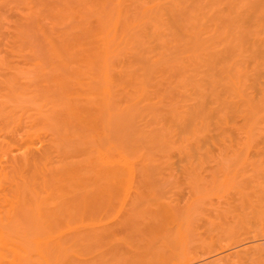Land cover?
I'll list each match as a JSON object with an SVG mask.
<instances>
[{
	"label": "bare ground",
	"instance_id": "bare-ground-1",
	"mask_svg": "<svg viewBox=\"0 0 264 264\" xmlns=\"http://www.w3.org/2000/svg\"><path fill=\"white\" fill-rule=\"evenodd\" d=\"M177 151L191 154L190 162L200 152H217L220 161L264 153V0H0V264H27L26 250L46 245L43 234L57 229L71 231L66 244L96 233L94 224L77 226V218L106 212L102 201L130 194L134 183L152 185ZM142 187L133 190L139 201ZM237 195L228 204L246 207L249 197ZM191 197L159 210L161 244L152 236L158 239L142 250L132 216L134 228L123 219L97 233L136 228L132 240L140 237L144 254L150 247L162 253L176 238L203 246L181 264H264V236L244 234L217 248L208 216L199 231L206 197ZM258 197L248 199L251 214L264 210ZM65 241L51 243L60 251ZM119 252L112 257L118 264L125 257ZM84 254L80 259L97 257ZM53 255L44 264L72 260ZM94 255L81 261L104 259Z\"/></svg>",
	"mask_w": 264,
	"mask_h": 264
},
{
	"label": "rangeland",
	"instance_id": "rangeland-1",
	"mask_svg": "<svg viewBox=\"0 0 264 264\" xmlns=\"http://www.w3.org/2000/svg\"><path fill=\"white\" fill-rule=\"evenodd\" d=\"M201 154H199V153H195V154H193L192 153V155L194 156V158L192 157L191 159V162L190 161H188L189 160V156L191 155H189L188 156V154H186V152H182V151H177V152H173L172 154H171V158L169 159V161H168V163L166 164V165H168V168H167V166H163V169L161 168V170L159 171L160 172V174L162 175V177H157L156 179L158 180V182L156 183V181L157 180H155V182H153V184L151 185V183H150V186H145V187H142V185H140L141 187H142V190H143V188H144V190H145V188L147 187V190H145V191H147V193L143 190V193H145L144 195V197H143V200L142 201H139L137 198V200L135 199V191H133V190H136V189H138V190H140L141 188H140V186H139V184L137 185V183H134L133 185H132V191L130 192V194H127L126 196H119L118 197V199H116L115 198V200L113 199V202H111L110 200H103L102 202L105 204V206L104 207H106V203L109 205V206H111L110 208H109V206L108 207H106V212H103V211H99L98 212V214H97V216L96 215H93V216H91V217H93V218H90V216H88V217H85V218H77V220H78V222H77V220H76V222L78 223V225L77 226H79V223H80V226L84 223V224H88V225H91V224H94V226H92V228H94L93 230L94 231H96V233H97V230H99V229H105V228H108L109 229V227H110V225L112 224L113 225V227H114V225L117 223H120V221L119 220H123L120 224L122 225L123 223H125L124 221H126V222H128L129 220V218L130 219H132L131 221L134 223H136V226H137V224H139L140 226L142 225V230H145V229H143L144 227H143V225L146 227V231H141V227L139 228V227H136V228H138L139 230L137 231L138 233H136V228L134 229L135 230V233H136V236L140 233V232H142V233H144V234H139L141 237H146L145 236V234L146 235H148V239L146 238V239H141L140 237V240L142 241L141 243H143L144 245H142V244H140V241H139V238H135V240L134 241H136L137 239H138V242H134L132 239H134V235H135V233H134V230L132 229V228H134V226H133V224H132V222H128V224L129 223H131L132 225H130L131 227H130V229L128 230V229H124V227L122 228V231L121 230H119V231H121V232H114L115 234H113V232L111 233V232H109V231H113L116 227H117V225H116V227L115 228H113V229H110L108 232H109V234H107V233H105V234H103V235H101L102 233H104V232H106L105 230L101 233L100 231H102V230H100L99 232L101 233H99L100 234V237H101V239H99V236H96L95 234V232H92V233H87L88 235H83V234H81V235H83L82 237H80L81 235H78L79 237H77V238H75V239H77V240H75V239H73V241L75 240V241H77V244H75V242H73L72 241V243L70 242L71 240L69 239V235H70V233L69 232H71V231H69L68 232V235L66 234V230L64 231L63 230V228H61L62 230H60V229H57V232H56V230H54V231H52L53 233H50V234H43V237H42V235H41V237L44 239V241L46 240V245H44L45 244V242H44V244H42L41 246H32V248L30 247L29 249H27L26 251L30 254H28V263L27 264H39V263H41V264H44V263H46V262H43V261H46V260H44V258L46 259V257H49L48 255H52V252H53V256L55 257V258H57L56 260H61V261H64V258L62 257V256H64V257H69L70 259H72V260H74L75 262L73 263V261L71 262L70 261V263H68V264H71V263H73V264H79V261H81V259H80V255H82L81 257H83V256H85V254L84 253H92V252H95V254L97 255V257H95V255L94 254H92V256L90 255V254H87V256L89 255V257H90V259H94L93 258V255H94V257H95V259L97 258L98 259V257H103L104 256V259H101L100 261H98V263L99 264H118V261H113V259H115V258H112V257H114V256H116L117 257V254L116 253H118V251H120L121 253H123L124 255H125V257L124 258H122L123 256H121V259L122 260H124V261H122L120 258V264H125L126 262V264H130L132 261H131V259H133V261L134 260H136V263H137V260L139 261L137 264H146V262H147V260L149 261L150 259H153L154 257H155V260L153 259L151 262H150V264H163V262H164V264H181V262L183 263V261L185 262L186 260H189V259H191L193 256H198V255H200L201 254V250H199L200 249V247H203V246H200L199 245V247H198V244H191V245H187V244H189V242L188 243H181V242H179L180 240L179 239H177L176 238V241H175V243H173V244H171V246H170V248H168L169 246H167V248L165 249V250H163V251H161L162 253H159L158 251L160 250V248H159V250L157 249V251L156 252H154V253H152L151 251H154V249L153 250H151L150 248H148V250L150 249L151 251V253L152 254H154V257H153V255L151 256V257H153V258H150L149 259V257H147V256H150L151 254H150V252H148V250H147V252L145 251V254L140 250H138L139 248L140 249H142V250H145V248L144 247H146L147 248V246H149V241H151V242H153L152 240H154V239H158L159 238V240L160 241H154V242H156V243H158V242H160V244H161V238L159 237V235H160V230L159 231H157V230H155V228H159V225L160 224H163L162 222H161V219L160 218H162V217H157V215H163V212H160L159 210H166V209H170L169 207H170V205H174V204H178V202H179V200H183V202L182 203H184L185 202V200H186V198H187V200L189 199V197H193L194 196V194H200L201 195V198H203V197H208L207 199L209 200H211V201H213L212 203L211 202H209V201H207V199L205 198H203L204 200H206V206L205 207H207V210L209 211V213L211 214L212 213V215H211V218H210V214L208 213L207 215H206V213H203V215L205 214V216L206 217H202V219L203 218H207V216H208V218L210 219H207L209 222L206 224V226H207V228H209V226H210V221H211V228L213 227V228H215L216 226V230H215V232H217L219 235H215V232L214 233H212V230L210 231L212 234H214L213 235V237H217L216 239H218V241L217 242H215L214 241V244H216L215 246L217 247V248H219V247H221V246H226V245H230V244H233L232 242H233V239H234V242L237 240V237L239 238H243V237H245V236H247L248 234L249 235H256L257 237L258 236H260L261 238H262V236H264V214H263V212H264V210H263V212L262 213H260V211L259 212H257L258 210H261V209H258V210H254V213L255 212H257V214L255 213V214H251V212H253L251 209L249 210L250 211V213H249V211H247L249 208H250V206L248 205V204H250L252 201V199L255 197V200H256V197H258V199H260L261 200V198L260 197H262V200L261 201H263L264 202V153H254V155H253V153H248V152H242V153H238L237 155L236 154H234L236 157L235 158H232V159H225V160H223V161H220L221 159H219L218 160V158H216L217 156H219L218 155V153H217V156L215 155L216 153H214V152H208V153H206V152H200ZM214 153V154H213ZM198 154V155H197ZM202 157H200V156ZM210 155V156H209ZM214 155V156H213ZM228 155H232V154H228ZM248 155V156H247ZM261 155H263V156H261ZM185 156V157H184ZM207 156V157H206ZM213 156V157H212ZM256 156V157H255ZM261 156V157H260ZM196 157V158H195ZM208 157H209V159H208ZM176 158V159H175ZM186 158V159H185ZM211 158V159H210ZM212 158H214V159H212ZM250 158V159H249ZM188 159V160H187ZM194 159V160H193ZM222 162V163H221ZM164 167H166V168H164ZM172 169V170H171ZM165 172H164V171ZM171 171V172H170ZM169 173V174H168ZM173 173V174H172ZM165 175V176H164ZM167 175V176H166ZM172 175V176H171ZM164 177V178H163ZM166 177V178H165ZM168 177V178H167ZM165 179V180H164ZM169 180V182H167V181ZM167 182V183H166ZM251 183V184H250ZM164 184V185H163ZM159 185H161L162 187H160ZM247 185H248V187H247ZM253 185H254V187H253ZM135 186V187H134ZM235 186V187H234ZM148 187H149V189H148ZM153 187V188H152ZM158 187H160V188H158ZM245 187V188H244ZM136 188V189H135ZM140 188V189H139ZM200 188V189H199ZM255 188H256V190H255ZM236 191H235V190ZM195 190V191H194ZM197 190V191H196ZM232 190V191H231ZM259 190V191H258ZM153 191H155V192H153ZM228 191V192H227ZM150 192V193H149ZM198 192V193H197ZM231 192V193H230ZM250 192H251V194H253V196L250 194ZM152 193V194H151ZM153 193H154V195H153ZM156 193H158V194H156ZM164 195H163V194ZM240 193V194H239ZM133 194V195H132ZM147 194V195H146ZM150 194H151V196H155L156 197V195H157V197L156 198H154V197H151L150 196ZM190 194H192L191 196H190ZM237 194H239V195H237ZM248 194V195H247ZM254 194H256L255 196H254ZM204 195V196H203ZM223 195V196H222ZM233 197L232 199H234V200H237L235 197H236V195L238 196L237 198L238 199H240L241 197L240 196H242V198H245L244 196H247V198L248 199H250L251 197H252V199L251 200H246V198H245V201H248V202H246V207L244 206V204L242 205V204H240V206H239V204H238V206L239 207H232V205L234 204H237V203H233L232 205L230 204H228V201L229 202H231V198L229 199V197H231V196ZM235 195V196H234ZM251 195V196H250ZM192 197L190 198L191 200H192ZM196 197L197 196H195L194 197V199H196ZM228 197V198H227ZM125 198V199H124ZM160 198V199H159ZM177 198H178V200H177ZM198 198V197H197ZM225 198V199H224ZM128 199V200H127ZM175 199V200H174ZM226 199H229V200H227V202H226ZM225 200V201H224ZM233 200V201H234ZM244 200V199H243ZM242 200V201H243ZM111 202V204H110V202ZM181 201H180V203H181ZM226 202L228 205V207H224L223 205H226L224 202ZM241 200H238V203H240V202H242ZM249 201H250V203H249ZM106 202V203H105ZM157 202V203H156ZM177 202V203H176ZM214 204V206H213V208L212 209H208L209 207H210V204ZM235 202H237V201H235ZM100 203V202H99ZM116 203V204H115ZM143 203V204H142ZM148 203V204H147ZM154 203V204H153ZM179 203V204H180ZM209 204V207H208V204ZM221 204V205H220ZM135 205L137 206V208L135 207ZM143 205V206H142ZM173 205L171 206L172 208H173ZM221 207H220V206ZM233 205V206H234ZM167 206H169V207H167ZM177 206V205H176ZM211 206V207H212ZM223 206V207H222ZM231 206V207H230ZM236 206V205H235ZM241 206L243 207V209L245 210V211H247V212H245V215H247L246 213H249V215H247L248 217H245V216H242V214H244L243 213V211H242V209H241ZM113 207V208H112ZM134 207V208H133ZM163 207H165V209H161V208ZM167 207V208H166ZM210 207V208H211ZM247 208V209H245V208ZM249 207V208H248ZM109 208V209H108ZM133 208V209H132ZM139 208V209H138ZM215 208V209H214ZM233 208V209H232ZM237 209V210H236ZM241 209V210H240ZM148 210V211H147ZM158 210V211H157ZM217 211V213L215 212V211ZM108 211V212H107ZM133 211V212H132ZM205 211H206V209H205ZM207 211V212H208ZM224 211V213H222ZM160 212V213H159ZM219 212V213H218ZM238 212V213H237ZM241 212V213H240ZM216 213V214H215ZM261 215H260V214ZM129 214H131V215H129ZM238 214H240V216L238 217ZM258 217H257V216ZM263 215V216H262ZM126 216L128 217L129 216V218H126ZM154 216L155 217H157V219H158V223L154 220ZM216 216V217H215ZM237 216V217H236ZM243 217V220L242 219H240V218H242ZM251 216V217H250ZM260 216H262V217H260ZM224 217H226L225 219H224ZM87 218V219H86ZM125 218L127 219V220H125ZM219 218V219H218ZM227 218H229V219H227ZM254 218H255V220H254ZM202 219H200V221H199V225L201 226V228H200V230L199 231H204L205 229V227L203 228V225H205V224H203V221H204V219L202 220ZM141 220V221H140ZM201 220H202V222H201ZM207 220L204 222V223H206L207 222ZM231 220V221H230ZM238 220H239V222H238ZM91 221V222H90ZM93 221V222H92ZM153 221L154 222H156V224L154 223V225H153ZM218 221V222H217ZM228 221V222H227ZM244 221V222H243ZM247 221V222H246ZM75 222V220H74V223H72L73 225H75V224H77ZM152 222V225L150 224ZM161 222V223H160ZM89 223H91V224H89ZM96 223V224H95ZM135 223H134V225H135ZM220 225H219V224ZM98 224V225H97ZM212 224H214L213 226H212ZM217 224V225H216ZM230 224V225H229ZM244 224V225H243ZM249 224V225H248ZM72 225V227H77V226H73ZM111 225V226H112ZM121 225H119L120 227H121ZM126 225H127V223H126ZM128 225V226H129ZM149 225L151 226V228L153 227V229H152V231H149L148 229H150L149 228ZM105 228H104V227ZM119 226L117 227V228H119ZM156 226V227H155ZM219 226H220V228H219ZM236 226V227H235ZM238 226V227H237ZM241 226V227H240ZM243 226V227H242ZM253 226V227H252ZM88 227H90V229H91V226H88ZM127 227V226H126ZM161 227H162V225H161ZM160 227V228H161ZM233 229H232V228ZM112 228V227H111ZM116 228V230H118ZM159 228V229H160ZM203 228V229H202ZM206 228V229H207ZM219 228V229H218ZM228 228V229H227ZM237 228V230H234V229H236ZM66 229V228H65ZM97 229V230H96ZM119 229H121V228H119ZM202 229V230H201ZM130 230H133V232H131V233H134L133 235L132 234H129V233H127V231H130ZM208 230V229H207ZM214 230V229H213ZM220 230V231H219ZM251 230V231H250ZM255 230V231H254ZM59 231H60V233L61 234H63V235H60V233H59ZM62 231V232H61ZM65 233H64V232ZM140 231V232H139ZM147 231H149V234H147ZM153 231H155V234H156V232H157V234L155 235L154 234V232ZM224 231V232H223ZM55 232V233H54ZM159 232V233H158ZM242 232V233H241ZM246 232V233H245ZM255 232V233H254ZM97 233V235H99ZM112 235H111V234ZM118 233H120L121 235H119ZM125 233H127V234H125ZM150 233H153V234H151V236L149 237V235H150ZM210 233V234H211ZM223 233V234H222ZM263 233V234H262ZM85 234V233H84ZM116 234H118V237H116L117 235ZM211 234V235H212ZM244 234H245V236H244ZM37 235H40L39 233H37L36 232V234L33 232V233H31V236L32 237H34V236H37ZM50 235H52V237L54 238V239H52V237L50 236ZM68 236V237H66V236ZM125 235V236H124ZM130 235V236H129ZM47 236H50L49 238H47ZM58 236V237H57ZM135 236V237H136ZM152 236L154 237V236H158V238H152ZM243 236V237H242ZM123 237V238H122ZM128 237H130V238H128ZM138 237V236H137ZM195 237V236H194ZM193 237V238H194ZM234 237H236V240H235V238ZM254 237V236H253ZM259 237V238H260ZM66 238H68V239H66ZM81 239L80 241H79V239ZM104 238V239H103ZM118 238V239H117ZM152 238V239H151ZM239 238V239H240ZM65 239L66 240H70V241H67V244H66V241H65ZM84 239V240H83ZM103 239V240H102ZM117 239V240H116ZM120 239V240H119ZM122 239H124V241L122 240ZM127 239L129 240L130 239V241H132V244L131 245H133V246H135V244H137V246H138V244H139V246L137 247H131V245H130V241H128L127 242ZM192 239V238H191ZM231 239V240H230ZM57 240H61L62 241V243L65 241V245L67 246V247H65L64 246V244H63V247H65V248H62V246L60 247V251H58V248H57V246H52L53 244L52 243H55ZM87 240V241H86ZM215 240V239H214ZM221 240V241H220ZM81 241L83 242V244L81 243ZM88 241L91 243V244H89L88 245ZM105 241V242H104ZM116 241H118V244L119 245H116L117 244V242ZM193 241V240H192ZM49 242V243H48ZM52 242V243H51ZM68 242H70V244L68 243ZM84 242H87V243H84ZM104 242V243H103ZM122 242V243H121ZM124 242V243H123ZM127 244H126V243ZM146 242H147V244H146ZM197 242V241H196ZM199 242V241H198ZM197 242V243H198ZM116 243V244H115ZM156 243H151V244H153V245H156ZM177 243H179V244H177ZM192 243H194V241L192 242ZM200 243V242H199ZM222 243H224L223 245H222ZM111 244H113V245H111ZM122 244V245H121ZM130 245V246H128V247H130V248H128L127 246H125V245ZM175 244V245H174ZM177 244V245H176ZM217 244H220V245H217ZM49 245V246H48ZM51 245V246H50ZM74 245V246H73ZM92 246L91 247V249H88V248H90L89 246ZM108 245H110V246H112L111 248L113 249H111V248H109V246ZM121 245V246H120ZM142 245V248L140 247ZM146 245V246H145ZM158 245V244H157ZM156 245V246H157ZM43 246H44V248H43ZM118 246V247H117ZM119 246H120V248H119ZM122 246H124V247H127V249L126 250H124L125 248L123 247L122 248ZM144 246V247H143ZM173 246V247H172ZM41 247V248H40ZM45 247H48V248H46L45 249ZM52 249H51V248ZM56 249H55V248ZM74 247V248H73ZM77 247V248H76ZM84 247H86V248H84ZM38 248V251H39V248L40 249H43V252H44V250H46L45 252H44V254L46 255V257H43L42 258V252H41V250L38 252L36 249ZM62 248V249H61ZM70 248V249H69ZM72 248V249H71ZM76 248V249H75ZM110 249V251L112 252V251H114V253H115V255L114 256H112V254H113V252H112V254H111V252L109 253L108 252V250ZM115 248V249H114ZM53 249H55V250H53ZM68 251H67V250ZM93 249V250H92ZM130 249L133 251L132 253H135V254H132V253H130L129 254V252L128 251H130ZM135 251H134V250ZM156 249V248H155ZM36 250V251H35ZM49 251V253H51V254H48L47 252ZM50 250H52L51 252H50ZM56 250H57V252H59L62 256H60V254L58 255V253L56 252ZM75 250V251H74ZM91 250V251H90ZM100 250H103V251H100ZM136 250H138L137 252H138V254H137V252H136ZM162 250V249H161ZM21 251H23V250H21ZM64 251H65V253L67 254V255H65V253H64ZM88 251H90V252H88ZM99 251H100V253L101 254H104V255H101L100 253H99ZM105 251V252H104ZM123 251V252H122ZM124 251H125V253H124ZM37 252L38 253H41L42 255H39V254H37ZM103 252V253H102ZM119 252V253H120ZM131 252V251H130ZM142 252V253H141ZM199 252V253H198ZM70 253V254H69ZM98 253V254H97ZM128 255H127V254ZM147 253V254H146ZM192 253V254H191ZM198 253V254H197ZM35 254H37V255H35ZM55 254H57L58 255V257H56V255ZM64 254V255H63ZM69 254V255H68ZM77 254H79V255H77ZM100 254V255H99ZM107 254V256H105ZM111 254V255H110ZM132 254V255H131ZM140 254V255H139ZM148 254H150V255H148ZM32 255V256H31ZM45 255H43V256H45ZM120 255H122V254H120ZM139 255V256H138ZM146 255V257L147 258H145L144 256ZM32 258H31V257ZM40 256V257H39ZM76 256V257H75ZM79 256V258H77ZM87 256L85 257V258H83L82 260L84 261V259H86L87 258ZM129 256H131V257H129ZM137 256V257H136ZM163 256H164V258H163ZM195 256V257H196ZM35 259H34V258ZM36 257H38L37 259H36ZM54 257H50V258H54ZM72 257V258H71ZM89 257L85 260L86 262H88L87 260L89 259ZM108 257H110V258H108ZM138 257H139V259L141 258L142 259V261H141V259L139 260L138 259ZM158 257H159V259H158ZM160 257H162V258H160ZM191 257V258H190ZM31 258V259H30ZM112 258V259H111ZM130 258V259H129ZM34 259V260H33ZM68 259V258H67ZM77 259H79V260H77ZM116 259H118V258H116ZM128 259V260H127ZM162 259V260H161ZM43 260V261H42ZM69 260V259H68ZM104 260V261H103ZM127 260V261H126ZM130 260V261H129ZM39 261V262H38ZM41 261V262H40ZM54 261H55V259H54ZM53 261V264H56L55 262ZM67 261V260H66ZM66 261H64V262H66ZM83 261H81V262H83ZM93 261V260H92ZM92 261H90V262H92ZM96 261V260H95ZM153 261H154V263H153ZM38 262V263H37ZM64 262H60V263H64ZM69 262V261H68ZM117 262V263H116ZM124 262V263H123ZM130 262V263H129ZM135 262V261H134ZM180 262V263H179ZM57 263H59V262H57ZM93 263V262H92ZM98 263H96L95 262V264H98ZM133 263V262H132ZM136 263H134V264H136ZM51 264V263H50ZM64 264H67V263H64ZM83 264H84V262H83ZM86 264V263H85Z\"/></svg>",
	"mask_w": 264,
	"mask_h": 264
}]
</instances>
